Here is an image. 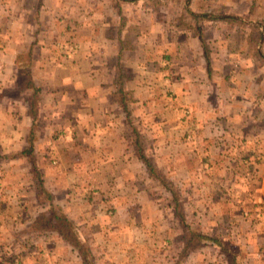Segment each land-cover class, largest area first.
<instances>
[{"label":"crops","instance_id":"1","mask_svg":"<svg viewBox=\"0 0 264 264\" xmlns=\"http://www.w3.org/2000/svg\"><path fill=\"white\" fill-rule=\"evenodd\" d=\"M31 146L93 264H264V0H0V264H87Z\"/></svg>","mask_w":264,"mask_h":264},{"label":"trees","instance_id":"2","mask_svg":"<svg viewBox=\"0 0 264 264\" xmlns=\"http://www.w3.org/2000/svg\"><path fill=\"white\" fill-rule=\"evenodd\" d=\"M204 15H202L203 17ZM23 157L27 158L32 174L34 175V183L39 191V201L48 204L47 211L37 214L32 219V231H39L41 234L53 233L62 238L71 247H73L78 255L84 259L87 264H93L92 251L86 241L80 238L79 228L72 219L66 214L63 208L54 200L53 191L45 187L42 179V173L37 167L34 147L31 146L24 151ZM214 243L218 244L223 252L230 258L231 264H241L237 261L240 251L236 248H230L229 243L223 237L210 238ZM224 240V241H223ZM239 257V256H238ZM234 258V259H233Z\"/></svg>","mask_w":264,"mask_h":264},{"label":"rangeland","instance_id":"3","mask_svg":"<svg viewBox=\"0 0 264 264\" xmlns=\"http://www.w3.org/2000/svg\"><path fill=\"white\" fill-rule=\"evenodd\" d=\"M43 209V208H42ZM38 210H40L39 208H38ZM43 213V212H42ZM243 217V216H242ZM252 218V217H251ZM257 218V217H256ZM259 218V217H258ZM239 219H241V220H243L242 218H239ZM238 219V220H239ZM253 219H254V217H253ZM259 220V219H258ZM244 221V223H246L247 222V220H243ZM262 221H263V219H262ZM254 223H255V221H254ZM261 223V222H260ZM249 232V231H248ZM34 233V234H33ZM33 235H35V237H37V236H43V235H45V234H43V235H41V233L39 232V231H33ZM238 234V233H237ZM51 235H56V234H51ZM241 235H242V238H241ZM244 235H247V232L245 233V234H243V233H240V234H238V235H236L235 234V237L233 238V240H234V242L237 244H241V248L240 247H238V248H240V250H241V256H244L246 253V250H248L249 251V249H247L245 246H243L242 247V243H241V241L244 239ZM240 236V237H239ZM53 237V236H52ZM230 237H233V235L231 236V234H230ZM230 245H229V247L230 248H233V246L231 245V243H229ZM243 248V249H242ZM37 254H38V252H37ZM14 263L15 264H19V263H17L16 261H14ZM9 264H12V262H10Z\"/></svg>","mask_w":264,"mask_h":264}]
</instances>
